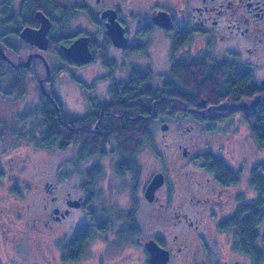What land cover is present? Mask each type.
<instances>
[{"label": "flooded vegetation", "instance_id": "obj_1", "mask_svg": "<svg viewBox=\"0 0 264 264\" xmlns=\"http://www.w3.org/2000/svg\"><path fill=\"white\" fill-rule=\"evenodd\" d=\"M40 13L50 20L46 48H42L38 43L22 35L26 28L37 30L41 27ZM161 14L167 16V24L155 20ZM115 33L121 36L120 44H117L119 37L115 39ZM155 34L163 36L166 41V54L160 59H154L149 52V40ZM78 40L87 42L91 60L84 62L74 56L66 55L65 48ZM228 40H233V44L225 48L216 47ZM25 62H28L27 66L23 65ZM46 62L49 65L50 74L44 80L38 79L40 85L54 80L65 69L75 74L77 69L103 62L109 70L106 77L112 79L111 84L151 82L159 88L167 89L171 95H173L170 92L172 84L182 83L186 78L192 81L195 76L208 81L218 79L227 83L231 79L237 80L238 74H242L248 88L255 85L259 89L264 87V0H0V69L9 74L19 69L25 75H32V70L37 65L47 69ZM118 68L119 76L116 77L115 70ZM128 93V97L131 98L132 95ZM0 94L5 95L4 92ZM44 94L57 106L50 90L46 89ZM260 95L257 93L255 97L243 96L240 101L237 97H231V101H226L228 97L220 103H209L208 98L204 97L201 99L203 101L196 103V106L187 108L190 112L205 116L217 112L231 114L224 121L217 123L201 119L199 122L205 129L215 131L223 127H237L241 122L252 134L251 126L245 116L257 108L260 102L257 98ZM86 98L87 113L77 115L75 118L69 116L73 119L72 125L69 124V119H65V122H68L67 125L73 130L99 133L103 131L102 118L110 114L109 108L104 106L103 102H109L112 95L109 91V95L105 96L108 101L98 100L95 96ZM39 101H41V93ZM16 138L18 141L25 140L20 136ZM4 141L6 142L7 139L1 140V142ZM113 144L114 142L110 145ZM256 144L264 148L257 141ZM217 157L227 162L237 180L227 182L224 176L217 177L203 162L202 167L207 175V182L204 185L211 190L214 189L215 194L204 197L203 207L197 209L198 217L191 220L189 225L199 228L200 223H202L201 226L208 223L210 227L211 222L206 221V217L214 219L221 215L222 217L217 220V230L229 235L228 241L233 252L247 256L255 264H260L261 261L255 260V254L251 249L252 242H255L257 254L262 253L264 257V189H260L253 182V178L256 171L264 180V159L254 162L249 169H246V161L238 162V164L231 163L221 153L217 154ZM94 158L97 159L95 163L92 161ZM89 159L91 164L88 169L99 164L103 170L104 158L94 156ZM118 163H121L120 157L116 159L114 155V160L110 162L114 174L124 180L126 188L131 187L126 194V202L119 203V207L113 200L111 203L109 201L99 203L103 192L100 187L103 172L88 183L86 181L87 197L80 195L78 206L72 204L76 200L72 198L76 197H72L71 192L67 193L66 198H58L56 195L52 197L53 210L50 212L48 208L46 209L49 212H47L48 219L43 222L45 228L53 229L56 223L64 221L75 209L82 208L90 218L88 223L79 225L69 242L65 244L64 260L68 256L75 255L77 251L80 252L79 250H81V257L72 262L86 259L95 233L105 235L108 240H115V243L122 248L127 245L140 247L144 250L150 264L151 255L147 247L150 240L157 241L169 251L172 257L173 248H167L162 239L141 235L142 229L138 219L143 203H149L151 206L150 218L158 217L155 215L157 207L160 206V209H163L166 205V202L159 201V190L165 183L167 184V178L165 177L164 183L156 190L154 199L150 200L146 195V189L153 176L159 171H153L148 179L139 185L140 171L129 170L121 173ZM4 171L0 168V176ZM245 173V179H243ZM242 181L246 182L247 189L235 190L234 188H237L236 186ZM43 187L53 192L56 184L45 182ZM199 203L202 204L200 200ZM3 208L6 207L3 206ZM207 210L210 211V216L204 215ZM253 210L258 211L259 214L255 224L252 225V230L244 229V227L239 229L236 226L238 214L248 215ZM176 217L178 219L174 221V224L186 227L190 219L188 214L184 213ZM227 218L232 219L233 225L229 231L221 226ZM79 230L83 232L82 242L76 250L73 245ZM188 237H184L186 243ZM181 250L182 246H178L177 251ZM123 257L121 264H134L131 254Z\"/></svg>", "mask_w": 264, "mask_h": 264}, {"label": "rangeland", "instance_id": "obj_2", "mask_svg": "<svg viewBox=\"0 0 264 264\" xmlns=\"http://www.w3.org/2000/svg\"><path fill=\"white\" fill-rule=\"evenodd\" d=\"M149 41L151 56L154 59L164 57L167 48L164 37L155 34ZM232 44L233 40H228L216 47L225 48ZM119 70H115L116 77ZM108 72L104 63L98 62L75 70V75L86 81V88L67 69L54 80L40 85L38 79L44 80L48 74L44 66L37 65L32 75H27L28 86L22 97L0 94V168L5 170L0 176V264H121L123 256L128 254L133 256L134 264H150L140 247L127 245L122 248L115 240H108L99 233L94 234L86 259L80 262L63 259L65 244L80 224L90 221L89 215L82 208L75 209L53 229L45 228L43 222L48 219L47 212L53 210L54 195L66 198L71 192L72 197H76L72 199L80 200V195L87 197L86 169L91 159L79 162L76 146L51 150L21 134L22 127H28L31 121L27 116L41 103L40 86H44L45 90H54L62 101L63 114L57 106L59 116L75 118L87 113V96L108 101L105 96L109 95L112 81L106 77ZM4 90L0 89V92L5 93ZM164 124L168 125L166 129ZM230 127L210 131L193 118H167L155 124L151 143L136 154L140 166L137 171H140L139 185L153 171H162L167 178V184L159 190V201L166 202V205L163 209L157 207L155 215L158 217L150 218L149 203H143L138 216L143 237L162 239L167 248H173L172 257L169 254V259L163 264H255L249 257L233 252L229 235L217 230V220L221 215L214 219L206 217V221L211 222L210 227L208 223L204 226L200 223L199 228L189 225L198 217L197 209L203 207L204 197L215 194L214 189L204 185L207 175L199 154L209 150L221 153L231 163L246 161V169L264 159V148L256 144L255 137L243 123ZM33 131L39 132L36 129ZM18 136L25 140L18 141ZM5 138L7 141L1 142ZM113 159L114 156L109 155L103 159L104 174L100 182L103 192L99 203H111L113 200L119 207L126 202V194L131 187L126 188L124 180L114 174L110 164ZM92 161L95 163L97 159ZM45 182L56 184L55 190H45ZM236 187L235 190L247 189L245 181ZM184 213L190 217L186 227L174 224L178 219L176 215ZM208 214L210 216V211L204 212V215ZM186 236H189L187 243ZM178 246H182L181 251H177ZM260 264H264V257Z\"/></svg>", "mask_w": 264, "mask_h": 264}, {"label": "trees", "instance_id": "obj_3", "mask_svg": "<svg viewBox=\"0 0 264 264\" xmlns=\"http://www.w3.org/2000/svg\"><path fill=\"white\" fill-rule=\"evenodd\" d=\"M72 76L86 88V81H83L75 74H72ZM236 78L237 80L231 79L227 83L218 79L208 81L200 76L193 77L192 81H188L186 78L182 83L172 84L171 88L173 90L170 88V92L174 96L168 93L167 89L159 88L151 82L128 85L113 83L110 86L112 99L103 103L104 106L109 108L110 114L102 118L103 131L99 133L70 128L67 123L69 122L72 125L71 120L73 119L67 116L69 121L67 118L59 116L57 106L60 107V112L63 114V103L56 92L54 90L51 91L57 106L44 94L41 86V103L35 111L30 112L29 116H27L31 118V121L27 124L29 125L28 127L26 125L22 127L21 134L35 140L39 146L51 150L76 146L77 160L79 162L94 156H99L101 159L108 155L114 156L118 154L121 163H118L117 166L121 173L129 170L137 172L139 163L136 159V154L148 143H151L154 136V126L158 121L184 116L197 121L202 119L217 123L218 121H224L231 114L217 112L205 116L196 114L193 111L190 112L187 107L196 106V103L203 101L201 99L204 97L208 98L209 103H220V101L226 100L228 97L226 101H231V97H237V100L240 101L243 96L250 95L255 97L257 93H260V97L257 98L260 99L257 108L249 115H246L245 119L249 122L256 141L264 146V87L258 89L253 85V87L248 88V84L242 74H238ZM27 86L28 76L22 73L21 70L18 69L13 74H9L0 69V89H5V94L22 97L26 93ZM127 92L132 95L131 98L128 97ZM123 93L126 94L123 95ZM162 96L166 97L161 98ZM65 119L68 122H65ZM35 129L39 131V134L33 131ZM112 142L114 144L110 145ZM198 156L202 157L208 169L217 177L222 178L224 176V180L227 182H235L237 180H235L233 171L227 162L218 158L213 151L209 150ZM102 172L103 170L99 164L94 165L93 168H87L86 176L89 178L86 180L87 183L91 179L102 175ZM253 182L260 189H264V180H262L261 174L256 173V171ZM258 214L256 210H253L248 215L244 213L238 214L236 226L239 229L244 227V229L250 228L252 230V225L255 224ZM243 221L245 222L243 223ZM221 226L224 230L229 231L233 227L232 219L227 218ZM82 234V230H79L73 247L75 246L76 248L80 245ZM248 235L252 234L248 233ZM252 245L251 250L255 254V260L259 262L262 260L263 255L262 253L257 254L255 242H252ZM79 251L77 253L74 252L76 254L72 255V257L68 256L65 258L66 261L79 259L81 250Z\"/></svg>", "mask_w": 264, "mask_h": 264}, {"label": "water", "instance_id": "obj_4", "mask_svg": "<svg viewBox=\"0 0 264 264\" xmlns=\"http://www.w3.org/2000/svg\"><path fill=\"white\" fill-rule=\"evenodd\" d=\"M40 18L42 25L39 29H32V28H26L22 32L23 37H25L28 40H32L36 43H38L42 48L47 47L48 39H47V31L50 27V20L47 18L43 13H40ZM165 17V18H164ZM167 16H164L161 14V16H158L155 20L157 22H162V24H167L168 20H166ZM165 23H164V22ZM115 39H118L119 41L117 44L121 43L120 40V35L118 33H115ZM86 39V38H85ZM87 40V39H86ZM65 53L68 57H75L77 59H80L84 62H87L91 60V52L88 48L87 42L83 43V40L81 41H76L74 44H72L70 47L65 48ZM28 62L23 63L24 66H27ZM47 66V71H48V77L50 74V68L48 63L46 62ZM43 91H45V88L43 87ZM168 127L167 124L163 125V128L166 129ZM165 176L163 172H158L156 173L149 185L147 186L146 189V195L147 197L152 200L155 197V192L156 190L164 183ZM72 204H75L78 206L80 204L79 200L76 199L72 202ZM148 250L150 252V262L151 264H163L169 259V251L161 246L157 241L155 240H150L147 243Z\"/></svg>", "mask_w": 264, "mask_h": 264}]
</instances>
